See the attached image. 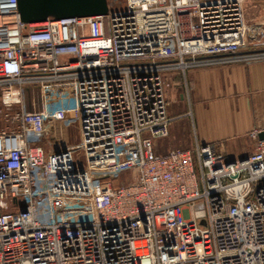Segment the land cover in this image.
I'll list each match as a JSON object with an SVG mask.
<instances>
[{
	"label": "built area",
	"instance_id": "2783aa9c",
	"mask_svg": "<svg viewBox=\"0 0 264 264\" xmlns=\"http://www.w3.org/2000/svg\"><path fill=\"white\" fill-rule=\"evenodd\" d=\"M244 2L111 0L103 16L23 24L0 0V264H264V127L232 163L208 145L155 151L168 74L264 61ZM67 82L80 144L46 153L54 116L28 110L26 90Z\"/></svg>",
	"mask_w": 264,
	"mask_h": 264
},
{
	"label": "crops",
	"instance_id": "0c3cea01",
	"mask_svg": "<svg viewBox=\"0 0 264 264\" xmlns=\"http://www.w3.org/2000/svg\"><path fill=\"white\" fill-rule=\"evenodd\" d=\"M243 16L264 28V0H245ZM242 59L198 60L185 72L167 75L169 135L164 139L166 150L159 147L164 140L156 143L157 154L193 150L197 145L212 146L216 154L232 160L253 152L255 141L250 133L264 127V61ZM52 129L54 133L55 121Z\"/></svg>",
	"mask_w": 264,
	"mask_h": 264
},
{
	"label": "rangeland",
	"instance_id": "374dc122",
	"mask_svg": "<svg viewBox=\"0 0 264 264\" xmlns=\"http://www.w3.org/2000/svg\"><path fill=\"white\" fill-rule=\"evenodd\" d=\"M25 102L30 111L34 108L54 116L55 131L51 138L43 143V148L47 153L56 148L75 149L79 147L75 84L67 82L47 85L43 88H28L25 94ZM7 127H9V124L3 118H0V130ZM165 141H162L159 145L162 151L166 150ZM127 176H130V174Z\"/></svg>",
	"mask_w": 264,
	"mask_h": 264
},
{
	"label": "water",
	"instance_id": "95a60500",
	"mask_svg": "<svg viewBox=\"0 0 264 264\" xmlns=\"http://www.w3.org/2000/svg\"><path fill=\"white\" fill-rule=\"evenodd\" d=\"M17 4L23 24L42 23L48 19L96 17L108 12L107 0H17ZM259 139L264 140V134H260ZM232 162L234 160H227V163Z\"/></svg>",
	"mask_w": 264,
	"mask_h": 264
}]
</instances>
